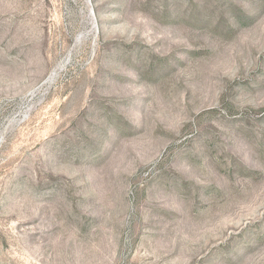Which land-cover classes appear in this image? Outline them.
<instances>
[{
  "label": "rangeland",
  "instance_id": "1",
  "mask_svg": "<svg viewBox=\"0 0 264 264\" xmlns=\"http://www.w3.org/2000/svg\"><path fill=\"white\" fill-rule=\"evenodd\" d=\"M0 264H264V0H0Z\"/></svg>",
  "mask_w": 264,
  "mask_h": 264
}]
</instances>
